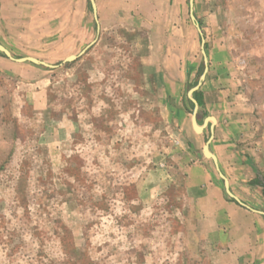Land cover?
<instances>
[{
    "label": "rangeland",
    "instance_id": "obj_1",
    "mask_svg": "<svg viewBox=\"0 0 264 264\" xmlns=\"http://www.w3.org/2000/svg\"><path fill=\"white\" fill-rule=\"evenodd\" d=\"M96 2L99 30L90 0H0L14 56L60 63L96 39L55 68L0 51V264H264V215L201 204L213 181L234 200L192 125L189 0ZM193 8L198 120L216 117L234 193L264 211V0Z\"/></svg>",
    "mask_w": 264,
    "mask_h": 264
},
{
    "label": "water",
    "instance_id": "obj_2",
    "mask_svg": "<svg viewBox=\"0 0 264 264\" xmlns=\"http://www.w3.org/2000/svg\"><path fill=\"white\" fill-rule=\"evenodd\" d=\"M90 3H91V7L93 10L94 16H95V21L97 23V30H99L100 24H99V19H98L97 2H96V0H90ZM189 3H190L191 18H192L193 22L195 23V25L197 26L199 33L201 35V51L203 54V62H204V68H203V71L199 77L198 82L194 86H192L188 91V97L193 103V115H192L193 126L195 128V131L202 132L205 129V127L207 125H209L210 136L208 137V139H207V141L203 147V153L206 157L212 159V161L214 162V165H215V167L219 173V176L221 177V179L223 181L225 190H226L227 194L229 195V197L232 200L239 203L241 206L264 215L263 210H259V209H255V208L251 207L249 204L244 202L238 195H236L233 192V190L231 189V186H230L229 178L226 176V174L221 169L217 155L213 151L212 145H211V143L215 137V125H216V121H217L216 117L213 115H206L202 121V124L199 123L198 114H199L200 104H199V101L197 100V98L195 97V92L201 87L204 80L206 79L207 72L209 70V65H208L209 59H208V55L206 52V39H205L204 33H203V31L199 25V22L197 21L196 15L194 13V8H193L194 7V0H189ZM95 40H93L84 49H82L79 52V54H77V55L76 54H70L67 57H65L60 63H55V64L48 63L42 59H39V58L34 57V56H29V55L20 56V57L14 56L12 54V52L5 45H3L1 42H0V51L3 52L8 58H10L14 61H17V62H31L33 64L40 65L43 67L55 68V67H58L59 65H62L64 63L76 60L79 56L84 54L87 51V49H89L93 45Z\"/></svg>",
    "mask_w": 264,
    "mask_h": 264
},
{
    "label": "crops",
    "instance_id": "obj_3",
    "mask_svg": "<svg viewBox=\"0 0 264 264\" xmlns=\"http://www.w3.org/2000/svg\"><path fill=\"white\" fill-rule=\"evenodd\" d=\"M229 134H231L230 130L228 131V137L225 135L227 137L225 140H228V138H231L230 137L231 135H229ZM226 142H228V141H226ZM227 146H228L227 149L224 150V148H222L221 151H219L218 148H215L213 146H212V149L215 152V154L217 155L221 169L226 174V176L229 178L231 189L233 190V192L237 193V191L233 187L234 180L230 177L228 171L226 170L227 167H231V163H229V162L233 161V159H234L232 155L235 153L234 148H233V146H235V144L232 141L229 145L227 144ZM211 193H213V197L209 196V194H211ZM241 194L242 193L239 192V195H241ZM199 196H200L201 204L203 203L205 207H208L209 209H211V210H209V213L212 212L211 213V215H212L211 220L213 219V221H215V222H216L215 218L218 219L221 217L220 215H218L219 209L220 210L224 209L226 211L228 209H234L235 208L234 206H237V205H235L237 203L236 201H228L225 198L224 194L222 193V191L220 189L219 184L216 181L210 182V185H207L205 188L204 187L200 188ZM239 208L243 209V206H241ZM244 210L252 211V210L247 209V208H245ZM253 212H255V211H253ZM217 222H218V220H217Z\"/></svg>",
    "mask_w": 264,
    "mask_h": 264
},
{
    "label": "trees",
    "instance_id": "obj_4",
    "mask_svg": "<svg viewBox=\"0 0 264 264\" xmlns=\"http://www.w3.org/2000/svg\"><path fill=\"white\" fill-rule=\"evenodd\" d=\"M195 97L197 98V100L199 101V104H202V99L200 98V93L195 92Z\"/></svg>",
    "mask_w": 264,
    "mask_h": 264
},
{
    "label": "bare ground",
    "instance_id": "obj_5",
    "mask_svg": "<svg viewBox=\"0 0 264 264\" xmlns=\"http://www.w3.org/2000/svg\"><path fill=\"white\" fill-rule=\"evenodd\" d=\"M193 115V114H192ZM200 123V122H199ZM200 124H202V123H200ZM192 125H193V122H192ZM193 128H194V126H193ZM195 129V128H194Z\"/></svg>",
    "mask_w": 264,
    "mask_h": 264
}]
</instances>
